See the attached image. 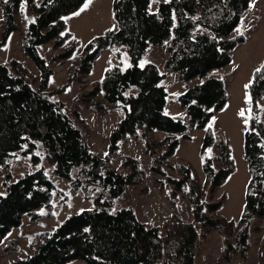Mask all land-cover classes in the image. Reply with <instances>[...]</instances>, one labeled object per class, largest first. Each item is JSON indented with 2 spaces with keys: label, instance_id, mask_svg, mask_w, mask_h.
<instances>
[{
  "label": "trees",
  "instance_id": "obj_1",
  "mask_svg": "<svg viewBox=\"0 0 264 264\" xmlns=\"http://www.w3.org/2000/svg\"><path fill=\"white\" fill-rule=\"evenodd\" d=\"M251 1L170 0L165 3L159 0L158 9L149 11L152 0H114L116 27L95 34L84 45L82 53L73 56L80 40L69 30L64 18L85 0H41L40 3L27 0L35 16L26 27L22 44L40 69L41 85L34 86L29 66L23 61L12 57L9 63L0 62V165L8 166L18 153H32L33 163L39 164L41 159L34 152L37 141L41 140L44 161L54 166L56 174L70 179L71 185L83 197L92 198L96 205L66 217L51 230L37 233L31 242L32 252L7 264H67L74 259H81L84 264H196L192 246L198 239V223L203 235L210 230L223 235L220 264H232L235 255L248 258L251 231L261 229L256 221L264 217V147H261L264 120L257 115V105L264 97V72L258 73L248 88L253 113L243 133V156L249 179L243 209L237 219L216 214L225 194L207 199L208 193L202 192L191 165L174 162L170 157L180 143L179 133L191 138L186 133L188 129L205 127L199 145L205 182L215 189L235 171L229 141L216 136L213 126L208 128L211 117L225 107L230 96L225 79L210 72L230 63L232 51L248 39L245 32L233 31ZM0 6L1 45L19 28L16 14L21 0L8 3L1 0ZM46 42L59 48L49 59L38 50V45ZM152 43L167 44L165 66L176 72L179 79L192 81L205 76L180 94L185 119L166 112L168 90L162 83L164 73L157 63L148 61L140 67V58ZM120 44L127 45L132 64L121 67L114 63L107 67L98 82L83 94L86 106L95 112L107 113L119 106L126 110V115L110 133L107 155H102L92 149L82 130L61 109L62 103L51 99L45 89L54 73L53 64L73 56L68 65L67 83L82 81L106 48ZM100 93L103 99L97 98ZM154 130L165 135L153 140L149 131ZM130 136L144 141L146 153L155 147L150 168L173 183L172 195L189 186L187 194L194 207V220L177 224L180 239L176 242L162 237L159 225H148L131 207L110 210L114 199L128 184L143 183L147 179L146 168L138 156L128 154L123 158L124 172L111 162L123 140ZM208 148L216 150L211 158L207 155ZM76 167L78 171L73 176ZM167 168H174L180 175H168ZM11 178L10 172L5 174L2 181L5 192H0L3 194L0 195V243L21 224L23 215L37 219L38 208H53L55 194L68 197L50 179L44 165L16 180ZM85 228L89 231L85 232ZM3 249L12 248L3 245ZM262 256L259 251V259L263 261Z\"/></svg>",
  "mask_w": 264,
  "mask_h": 264
},
{
  "label": "rangeland",
  "instance_id": "obj_2",
  "mask_svg": "<svg viewBox=\"0 0 264 264\" xmlns=\"http://www.w3.org/2000/svg\"><path fill=\"white\" fill-rule=\"evenodd\" d=\"M113 1L91 0L89 6L83 12H80L84 2L76 11L65 17L67 18L69 30L80 40L73 56L80 55L84 45L95 34L103 32L108 27H116ZM40 2L41 0H37V3ZM251 4L254 6L249 7L244 14L243 25L240 21L236 27V29L241 28L248 35V39L232 51L233 58L230 63L210 72V75L225 79L230 93L225 107L211 117L209 124L211 123L214 127L216 136L226 138L229 141L235 157V171L230 174L224 184L215 189H211L205 182L202 159L199 154V145L205 127L188 129L186 133L191 138L183 137V133H179L181 135L180 143L175 153L170 157L174 162H184L191 165L192 172L196 176L202 192L206 191L208 193L206 194L207 199L213 200L225 194L223 204L216 211V214L234 219L240 216L243 209L245 187L249 179V171L243 156V133L247 127L244 120L249 119L250 109V104L246 103L248 89L245 88V85L250 81L254 69L264 64V0H252ZM150 9H158V2L152 0ZM75 12L80 14L73 15ZM34 16L35 10L30 8L28 4H26L25 11L18 10L16 18L19 28L12 31L9 35L10 39L8 37L6 42L0 45V62L9 63L12 57L23 61L29 66L34 86L40 87V69L33 59L25 53L22 44L26 27ZM1 17L2 10L0 6V39L3 29ZM233 33L237 32L234 30ZM70 41L71 39L68 43ZM38 50L49 59L51 54L57 52L59 48L54 46L52 42H46L38 45ZM167 56V44L155 45L152 43L143 53L139 63L142 61L144 63L148 61L157 63L161 72L164 73L162 83L168 90L166 112L175 118L185 119V107L180 101V94L194 82L203 80L205 76L192 81L179 79L176 72L170 71L165 66ZM72 57L52 65L54 73L50 76L45 91L51 99L62 103L61 109L82 130L84 136L91 142L92 149L104 155L108 150L110 133L126 115V110L124 107L119 106L107 113L95 112L86 106L83 94L98 82L107 67L114 63L121 67L132 64L131 55L126 44L106 48L94 61L91 71L87 73L82 81L67 83L68 65ZM65 84L67 86L61 89ZM97 98L103 99L102 93L98 94ZM241 109L245 110L244 117L239 115ZM252 113L251 111V115ZM257 115L264 120V97L259 101ZM149 134L153 140H158L165 135V132L154 130L149 131ZM215 151V149H212L211 154ZM154 153L155 147L149 153L145 152V143L138 136H130L123 140L120 150L111 157L113 166L124 172L125 170L121 164L123 158L128 154L138 156L146 168L147 179L143 183L128 184L124 192L114 199L110 210L116 211L121 207H131L139 218L148 225H159L162 237L170 239L171 242H176L180 239V235L177 234V224H182L186 220H194V207L187 194L189 186H185L183 190H179L175 195H172L173 183L169 182L162 174L156 175L150 168ZM34 154L40 157L41 162L39 164L33 163L32 153L28 155L18 153L10 159L8 166L0 165L3 171V174L0 175V192H5L2 181L5 179L6 173L10 172L11 179L16 180L25 172L33 171L40 165H44L50 179L58 188L63 189L68 197L64 198L62 195L55 194L53 208H38L39 217L37 219H31L23 215L21 224L14 227L0 243V264H7L14 259L27 256L32 252L31 242L37 233L47 229L51 230L53 227L60 225L66 217L82 209L93 208L96 205L92 198L83 197L71 185L70 179L56 174L54 166L44 161L45 150L41 140L37 141ZM77 171L78 167L73 170V176H76ZM167 174L171 176L180 175L174 168H167ZM256 224L261 226V229L251 231L248 258L243 259L235 255L232 264H258L264 262V217L258 219ZM198 229V239L192 246L196 264H220L222 262L223 235L217 230H210L206 235H203L200 223H198ZM3 245H8L12 249L6 251L3 249ZM15 246H18L19 249H16ZM259 251L263 253V261L259 259ZM67 264H84V261L74 259Z\"/></svg>",
  "mask_w": 264,
  "mask_h": 264
},
{
  "label": "snow or ice",
  "instance_id": "obj_3",
  "mask_svg": "<svg viewBox=\"0 0 264 264\" xmlns=\"http://www.w3.org/2000/svg\"><path fill=\"white\" fill-rule=\"evenodd\" d=\"M3 2L4 3H8L9 2V0H3ZM154 2H159V0H154ZM164 2L165 3H168V2H170V0H164ZM91 3V0H85V3H84V6L80 9V12H83L88 6H89V4ZM26 4H27V0H21V8H20V10L23 12V11H25V8H26ZM252 6H254L253 4H251L250 3V5H249V7L251 8ZM149 11H151V9H149ZM80 13L79 12H75V13H73V15H79ZM64 19H67V18H64ZM173 19H175V15L173 14ZM33 21H34V18H33ZM243 23H244V18L243 17H241V25H243ZM109 31H111V29L109 30ZM235 31L237 32V33H240V34H242V30H241V28H237V29H235ZM64 35V33H61V36H63ZM9 39H10V37H9ZM73 39H75V37H73ZM74 58V57H73ZM127 66H130V65H127ZM144 66V62L142 61L141 63H140V67H143ZM261 72H264V64H261V66L260 67H258L256 70H255V72H254V74H253V78L249 81V84H246L245 85V88L246 89H248L249 87H251V85H252V83L254 82V80L256 79V75L258 74V73H261ZM252 102V98H251V96L248 94V93H246V103H251ZM258 107H259V105H257ZM239 115L241 116V117H244L245 116V110L244 109H241L240 110V112H239ZM251 118V109H249V119ZM215 118L213 117V120H214ZM244 123L245 124H248V119H245L244 120ZM212 127V124L210 123L209 125H208V128H211ZM261 147H264V145H261ZM211 153H212V149L211 148H208L207 149V155H208V157L209 158H211ZM105 155H107V153L105 154ZM187 190V189H186ZM0 195H3V194H0ZM83 211V210H82ZM43 214V213H42ZM84 231L85 232H87V231H89V229H87V228H85L84 229Z\"/></svg>",
  "mask_w": 264,
  "mask_h": 264
}]
</instances>
